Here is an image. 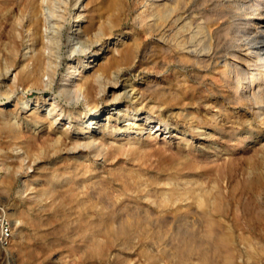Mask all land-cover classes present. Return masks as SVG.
I'll return each instance as SVG.
<instances>
[{
	"label": "bare ground",
	"instance_id": "obj_1",
	"mask_svg": "<svg viewBox=\"0 0 264 264\" xmlns=\"http://www.w3.org/2000/svg\"><path fill=\"white\" fill-rule=\"evenodd\" d=\"M23 1L26 19L20 22L18 29L12 30L4 49L5 70L8 72L12 68L14 71L11 82L7 83L5 99L14 102L11 106L0 108V160L6 163L4 165L8 169L0 177V183L3 186L9 184L6 188L10 187L13 175L22 173L24 190H31L27 197L29 201L25 200L35 214L31 221L27 218V210L23 207L28 203L21 205V210L18 208L20 206L12 208L13 211L9 213L18 221L15 226L16 236L11 243L14 251L17 250L25 260L38 261L40 251L44 249L46 252L43 248L45 245H55L46 241L44 246L40 243L49 233L42 230V226L48 224L46 213L53 207L51 203L74 199L79 203L81 214L98 218L101 224L97 232L89 236L87 248L79 250L81 253L89 250L90 256L93 255L98 264L118 262L117 257L121 254L118 251L124 248L132 251L137 247L149 260L159 259L160 263H164L161 258L164 254L167 261L177 259L181 264H247L244 250L236 240L238 238L245 245L246 240L251 238L242 230L235 238L232 227L217 217L224 209L217 198L219 190L213 192L212 187L201 185L204 178L198 172L204 163H201L204 157L210 156L207 160L210 161L221 153L225 158L222 161L227 166L236 157L232 151L227 150L231 147L228 145H232L234 141L226 143L212 131L213 128L220 131L225 129L226 121L219 118L225 109L223 104L215 102L213 106L216 108L213 110L216 112L210 116L202 112L209 105L205 98L198 101L202 110L185 108V105H192V91L195 89L192 87V72L175 74L173 83L162 82L152 77L148 79L146 72L149 69L138 64L141 68L135 73V77L141 74V81H130V76L120 79L123 74L128 73L130 67L136 66L144 41L134 31L130 35L121 31L116 41L108 42L131 8L129 0H73L72 12L69 11L72 0H58V31L62 33L66 29L64 21H69L68 14L76 17L78 22L86 16L80 26L90 50L76 55L74 49L69 48L64 59L68 70L66 79L71 80L63 85L57 83L58 65L53 57L56 46L52 41L56 35L47 38L43 27L45 0ZM132 9L134 22L145 37L152 38L157 49L164 50L167 54V61H160L161 64L158 63L157 55L150 59L149 63L159 65L161 69L158 71H164L169 68L168 65L177 61L189 63L188 65L193 61L204 66L210 59L214 46L209 24L232 22L236 27L237 37L248 40L249 51L245 52V56L232 51L230 60L225 61L220 70L221 78L232 88L230 97L233 102L239 105L242 100H248L257 106L263 105L264 67L261 64L262 69L250 74L247 65L251 60L264 61V0H135ZM72 35L68 33L67 37L61 38L59 48L62 44L69 45ZM24 42L27 51L22 52ZM152 49L153 45L146 47L149 54ZM72 58L77 60V66L72 64ZM239 58L244 64L238 67L236 61ZM45 75L50 78L49 82L45 81ZM254 84L258 86L256 89ZM18 85L25 90L17 94L15 99L10 98ZM67 88L76 97L74 102H63L62 95ZM28 90H37L38 93L30 97ZM48 90L53 91L52 100H48L46 96ZM79 95L89 108L88 111L85 107L82 108L79 117L83 113L85 118L90 113L96 114V117L91 121H84L83 118L79 120L77 117L70 125H64L65 122L62 124V112L73 116L74 109L82 106ZM58 97L61 100L56 101ZM174 103L184 105L175 116L165 115L159 110L162 107L171 109ZM114 104L117 105V110H113L115 118L121 117L123 121H127L119 124L113 122L111 125L104 122L98 126L100 131L96 130V126L91 123L106 113L110 120V109H114ZM122 105L124 106L121 107ZM261 109L257 116L264 122V107ZM140 111L147 114L142 116ZM152 122L155 124L152 125ZM136 126L139 128L138 135H132L131 129ZM165 126L178 130L169 141L165 135H162L161 140L158 137L159 133L162 134L168 128ZM206 127L211 129L207 130ZM187 135L191 137L188 138ZM251 139L255 140L254 137ZM160 141L162 145H157ZM174 143L176 144L173 145ZM16 149L19 151L14 153ZM209 151L213 152L208 155ZM98 163L100 165L97 167ZM25 167L33 168L34 173L30 174ZM214 172L219 174L221 170L216 169ZM36 181L41 183V187L33 186ZM256 202L262 208L263 192H258ZM178 216L182 218V222L176 224ZM188 216H192L190 223H186ZM202 217L205 219L198 222V218ZM231 221L230 219V223ZM26 224L33 227L34 240L40 245L36 244L37 241L30 240V235L24 232ZM165 229L172 231L175 236L171 244L163 245V237H159V232ZM256 240L258 250L264 251V243L258 239L255 242ZM246 255L248 258L250 253L247 251ZM125 259L127 260V256Z\"/></svg>",
	"mask_w": 264,
	"mask_h": 264
},
{
	"label": "rangeland",
	"instance_id": "obj_2",
	"mask_svg": "<svg viewBox=\"0 0 264 264\" xmlns=\"http://www.w3.org/2000/svg\"><path fill=\"white\" fill-rule=\"evenodd\" d=\"M23 2H24L23 0H0V24H1L0 25V48H1L0 49V60H1L0 61V68H1L0 69V105H1L0 108L4 107V106L6 108V107H8V105L11 106L14 102V101H11L9 99H5V95H6V92L8 90V84L11 82V79L13 78L14 71L12 68L10 70H8V72H6L7 70H5L4 49H5V45L7 44L8 40L11 36L12 30L18 29L20 27V22L21 21L23 22L26 19V13H25V8L23 6ZM134 3H135V0H129V4H130L131 8L127 11V14L124 15V18L121 21V24L114 31L113 36L110 38V40H108V42H112V43L114 41H116L117 35L120 34L121 31L124 32L123 34H127V35H130L131 32L134 31L135 34L140 35L142 37V39L144 40L142 47H141L140 57L136 61L137 62L136 66L130 67L131 69L129 68L127 70L128 73L125 75L123 74L120 77V79L122 78V80H124L127 76H130L131 77L130 81H134L135 79H137V81H139L140 79H142V77H141L142 75L140 74L138 77H135V73L138 71L139 68H141V66L149 69L148 72H146V73H148V79H151V77H152V79L159 80L162 82H172L173 83V80H175V77H176L175 74H178L180 72H187V73L192 72V87L195 88L192 91V105H190V106L185 105V108L192 110V111L202 110V108H200L198 105V101L201 100L202 98H205L208 100L209 105L207 106L206 110H202V112L207 113V115L210 116L211 114H214L216 112L215 110H213L216 108L215 106H213V104L215 102L216 103L221 102L223 104L225 109L222 112V115L219 116V118L222 117L226 121L225 122V129L223 131H220L217 128H213L212 131L214 132L215 135L218 134L219 139L224 140L226 143H228L229 141H234L232 143L233 146L231 144H229L228 146H231V147L227 150H229L228 152L232 151L236 157L233 159V161L231 163H229L228 166L225 165L224 161H222L225 158H223L224 155H221V153H219V155L215 156V158H213L210 161H207L210 156L207 158L204 157L202 162H201V163H203V162L204 163L198 171L199 173H201L202 178H204L203 179L204 182L201 185H204V187H206V186H208L210 188L212 187V190L214 189L213 192H216L219 190V192L217 194V198L221 202V204L224 205V209L222 210L223 212L221 211L222 214L221 213H220V215L218 214L217 217H220L219 219H221L222 222L224 221V223L226 225L232 227V231L234 232V235L236 236V237L235 236L234 237L237 238L239 236V233H242V231H244L243 233L247 234L251 238L249 241L246 240L245 245L240 243L238 238L236 240V241H238L237 243H239L238 246L240 245V247H242L244 250L245 262L247 264H264V251L260 250V249L258 250L257 240L255 242V239H258V241H261L264 243V222H263L264 221V205L262 206V208H259L257 205V202H256V196H257L258 192L264 193V172H263L264 171V122H262L260 120V118H259L260 112H258V111H260L261 108L264 107V103L260 107L254 103L248 102V100H242L239 103V105L237 103L233 102V100L230 97L233 90L231 87H229L227 85L225 80H222L221 74H220V70L223 68V63L227 60L228 61L230 60V56H231L232 51L235 50L241 56L242 55L245 56L247 53V50L249 49V42H248V40L245 39V37H242V38L237 37V35H236L237 32L235 29L236 27L232 22L225 21V23H216V24L211 23V24H209L211 26V28L209 26V29L213 33L212 45H214V46H213V49H211V57H210V59L207 60V62L204 63L205 64L204 66H200L199 64H197L193 61H192V64H190V65H188L189 63L177 61L178 63L174 62V63H171L170 65H168L169 68H165L164 71H158L161 68L159 67V65L157 66V64L153 65L152 62L149 63L150 59L153 56L157 55L158 56L157 60H159L158 63L160 61L166 62L167 61L166 59H168V58H166L167 54L164 50L157 49L158 47L154 44V41H152L153 39L150 37L149 38L145 37L144 33L135 24L134 14H133V9H132ZM8 5H10V6H8ZM63 6H65V4H63ZM73 6H74V4H73V0H72V4H71L70 10H69L70 12L73 11V9H72ZM82 9L83 8H81V10ZM43 10H44L43 17L45 18V26H43V27H44V29H46L47 38H50V37H53L56 35L55 37L52 38V41L54 42V44L56 46V50H55V53L53 54V57L57 60V65H58L57 66L58 74L56 76V80H57L56 82L63 85L64 83H68L71 80V79H69V80L66 79L68 70H67V64H66L64 57H65V55L68 54L67 50L69 48L74 49V54H76V55L85 54L86 52H88L90 50L87 47L89 42H88V40H86L87 39L86 35L82 32L81 26H80L82 23H84L86 16H83L82 20L80 22H78L76 17H74L72 14H68L67 18L69 21H64L67 27L61 33L58 31V28L56 26V20L60 19L59 17L56 16V13H59V10H60L58 0H45L44 4H43ZM1 19H3L2 20L3 22L1 21ZM257 24H259V23H257ZM137 27H138V29L136 30ZM128 32H129V34H128ZM68 33L73 34L72 37L70 38V44L69 45H65V44L63 45L62 44V47L60 46V48H59V44L61 43L60 39L67 37ZM62 34H64V35H62ZM114 37H116V38H114ZM216 43H218V44H216ZM151 45H153V49H152V52L149 54L148 50H146V47L151 46ZM23 46H22V52L27 51L26 42H24ZM1 52H3V53H1ZM242 59H243V57H242ZM242 59L239 58L236 61V64H238V67L243 66L244 63H243ZM61 60H64V61L61 62ZM71 62L73 65L77 66V60L75 58H72ZM262 62L264 63V61H262V59H258L256 62L251 60L250 64L247 65L248 71L250 72V74L251 73H257V71L259 69H262V67H264ZM161 63H159V64H161ZM138 64H141V66L138 67L137 66ZM180 64H182V65H180ZM185 64H187L188 66H186ZM261 64H262V67L260 66ZM183 65H184V67H183ZM75 68H77V67H75ZM183 68H185V69H183ZM12 72H13V74H12ZM76 72H77V70H76ZM72 78H73V76H72ZM44 79H45V81H48V82L50 81V78L47 75L44 76ZM229 82L231 83V81H229ZM52 83L55 84V81H53ZM257 87L258 86L254 84V89H256ZM24 90H25L24 87H22L21 85L16 86V92L11 94L10 98L15 99L16 95L19 93H22ZM196 91H197V94H196ZM37 93H38L37 90H28V96H30V97L35 96ZM46 93H47L46 96H47L48 100H52L54 98V94H53L52 90H48ZM203 93H205V94H203ZM109 94L110 93L108 92V95ZM68 96H70V97L68 98ZM72 96H73L72 91H69V88H67L63 92V95H62L63 102L64 103L74 102L76 97L75 96L72 97ZM78 98H79V101H80L82 106L74 109L75 113L73 116L71 113H66L65 111L62 112V114H63L62 115L63 119L61 120L62 124L65 122L64 125H70L73 120L77 119V117L79 120H81L83 118L84 121L85 120L91 121V119L96 117V114H93V113L88 114L86 116V118L84 117V113L79 117L78 114L81 113L82 108L85 107V109L87 111L89 110V108L86 104H84L81 95H79ZM55 100L56 101L61 100V97H58ZM116 106L117 105L114 104V106L112 107L114 109H110V112H112V113H110V114H112L110 120H108L107 113H106V114H101L100 116H98L94 120L96 122L91 123L92 125L96 126V130L100 131L99 127L104 122H108L109 125H111L113 122L119 124V123H123V122L127 121V120L123 121V118H121V117L115 118V114L113 113V110L114 111L117 110V108H115ZM123 106L124 105H122L121 107H123ZM183 106L184 105H180V103H174L173 106L171 107V109H166V108L162 107L159 110L162 113H164L165 115L168 114V116L172 117V116L177 115V113H179L181 111L180 109L183 108ZM209 107H211V108H209ZM140 112L142 113V116L147 114L144 111H140ZM257 112L259 114L258 115L259 117L257 116ZM66 121H67V123H66ZM139 122H140V120L137 121V123H139ZM154 124H155V122H152V125H154ZM260 124H261V126H260ZM165 127L167 128L168 126H165ZM138 129L139 128L137 126L133 127L131 129L132 135H138V133H137ZM210 129H211L210 127L207 128V130H210ZM176 131H178L177 128L171 129L170 127H168L165 131H163L162 134L159 133L158 137H160V140H161L162 137L165 135L166 140L169 141ZM187 136H188V138L191 137L190 135H187ZM232 137H233V139H232ZM252 137L255 138V140H254L255 142L251 139ZM159 144L162 145L161 141L157 143V145H159ZM175 144L176 143H174L173 145H175ZM167 145H169V144H167ZM156 147H158V146H156ZM18 151L19 150L16 149L14 151V153H16ZM212 152L213 151H209L208 155L211 154ZM1 161L2 160H0V177L3 176L4 174H6V172L8 170L7 166L4 165L6 163L4 161H2V162ZM207 163H210V164L206 166ZM99 165H100V163L97 164V167ZM155 167H156V165H155ZM25 168H27L25 170H27L29 173L30 172L34 173L33 168H30V167H25ZM216 169H220L221 173H219V174L215 173L214 171ZM237 169H238V171H237ZM207 173H209V174H207ZM16 174H17V176H16ZM16 174L13 175L14 180L12 181V183H10L11 184L10 187L6 188V186H9V184H7L6 186L4 184V186H3L2 183H0V189H1L0 190V208H4L3 209L4 213L7 215V217L9 218V220L11 222V225H12V234L9 238L8 243L4 246L0 245V264H96L97 261H95V257H93V255L90 256L89 250H87L88 252L85 251L84 253L79 252V250L87 248V244H88L87 242L89 241V236L91 234H93L94 232H97V230L100 228L101 224H100L98 218H95L93 216L87 217V215L81 214L79 211L80 210L79 203L77 201L75 202L74 199H65V201L62 200V201H56V202L51 203V206H53V207H50V212L46 213L48 224H45V227L42 226V230H45L49 233H48L47 237L45 238V240L41 241L40 243L42 246H44L45 245L44 243L46 241V243H50V244L53 243L55 245L53 247V245L51 246L49 244L50 247H52V249H50L49 246L46 247L47 245H45V247H43V248H45L46 252H44L43 251L44 249H43L40 251L41 254L39 253L40 258H42V259L39 258L38 261H34L31 259L25 260L22 256H20L21 254L17 250L14 251V249L11 247L12 246L11 243H12V239H14V237L16 236V227L15 226H16V222L18 223V221L14 220L15 218L10 216L9 213L13 211L12 208H14V207L20 206L18 208H20V210H21L22 209L21 207L25 206L26 203H28L29 198H27V197L30 196V191H31V190H28V191L24 190L25 184H24L23 174L22 173L20 174V172H17ZM33 186L34 187H41V183L39 181H36L35 183H33ZM5 188H6V190H5ZM28 192H29V195H28ZM25 199L28 201L26 202ZM21 203H23L24 205ZM73 203H74V205H73ZM28 205H29V203L27 204V206L23 207V209L27 210L26 216L31 221V218L33 217V215L35 213L32 212V209ZM8 206L11 208V210ZM30 210H31V212H30ZM227 210H229L228 213H226ZM66 213H67V215H66ZM231 213H233V214H231ZM223 214L227 215V216H224ZM234 214H235V217H234ZM30 215H31V217H30ZM50 215L53 218L55 217V219H53ZM222 215H223V218H222ZM228 215H229V217H228ZM230 216L234 219H232ZM188 217L186 218V223H188V222L190 223L191 222L190 220H192V218H191L192 216H188ZM224 217H225V219H224ZM228 218H230L232 220L231 223H230V219L228 222ZM44 219H46V218H44ZM179 219H181V220H179ZM203 219H205V218L204 217H202L201 219L198 218L197 221L201 222V221H203ZM234 220L236 221V223ZM239 221H241V222H239ZM49 222H50V224H49ZM61 222H63V223H61ZM175 222H176V224L182 222V218L176 217ZM183 222H184V220H183ZM233 222H234V224H233ZM236 224H237V226H236ZM26 225H29V226H26ZM26 225L24 226V228H25L24 232L27 233V235H30V237H31L30 240H32L33 242H36L37 240H34L35 238L33 236V231H34L33 227L31 228L30 224H26ZM55 225H56V227H55ZM57 225H59V226H57ZM256 226H257V229H256ZM52 228H54V229H52ZM58 228H60V229L58 230ZM62 228H63V230H61ZM247 231H250V232H247ZM31 232H32V234H31ZM161 232L162 233L165 232V233L162 234ZM161 232H159V237H163L162 238V242H163L162 244L163 245H165V243L171 244V242H174L175 236H174L172 231L169 232L168 230L165 229V230H162ZM169 234H172V235H169ZM257 234L258 235L261 234V235H259V237H258ZM51 237L52 238L55 237V238L52 239ZM253 238H254V241H253ZM262 238H263V240H262ZM52 240H53V242H52ZM36 244L40 245L38 241L36 242ZM252 244L254 245V247ZM137 248L133 249L132 251L130 248L129 249L124 248V249L120 250L122 252L118 251L119 252L118 254H120V253L122 254V255L121 254L118 255V257H117L118 262L116 260V262L111 261L110 263H106V264H120V263H123V264H125V263L126 264H159L160 263L159 259L149 260L148 257L145 256L146 254H143L142 252L140 253V251ZM48 249L50 251L51 250L52 251L50 252ZM254 250L255 251L257 250V252H255ZM16 251H17V253H16ZM80 251H82V250H80ZM137 251H139V253ZM247 251L250 253V256L248 258L246 255ZM43 253H44V256L46 258L43 256ZM46 253H48V254H46ZM49 253H52V255L51 254L49 255ZM78 253L81 256L78 255ZM85 253H87V255ZM5 254H7V255L5 256ZM82 254H83V256H82ZM252 254H253V256H252ZM88 255H89V257H88ZM134 255L135 256L137 255V257L133 258L132 256H134ZM84 256L87 258L85 259ZM126 256H127V260L125 259ZM143 256H144V258H142ZM20 257H22V258H20ZM130 257H131V259H130ZM161 258L164 259V260H162V261H164V263L161 261L163 264H181L179 261H176L177 259L174 261H170V262H169V260L167 261V259L164 257V254ZM246 259H248V260H246ZM86 260L89 263H87ZM90 260L93 262H91ZM124 261H126V262H124ZM162 263H160V264H162Z\"/></svg>",
	"mask_w": 264,
	"mask_h": 264
},
{
	"label": "built area",
	"instance_id": "obj_3",
	"mask_svg": "<svg viewBox=\"0 0 264 264\" xmlns=\"http://www.w3.org/2000/svg\"><path fill=\"white\" fill-rule=\"evenodd\" d=\"M12 234V225L4 213L3 208H0V245L4 246L8 243L9 238Z\"/></svg>",
	"mask_w": 264,
	"mask_h": 264
}]
</instances>
